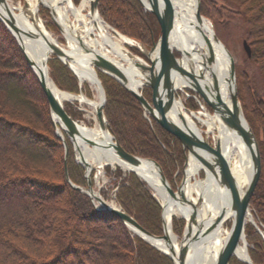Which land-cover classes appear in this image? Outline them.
I'll use <instances>...</instances> for the list:
<instances>
[{
    "label": "trees",
    "instance_id": "obj_1",
    "mask_svg": "<svg viewBox=\"0 0 264 264\" xmlns=\"http://www.w3.org/2000/svg\"><path fill=\"white\" fill-rule=\"evenodd\" d=\"M220 1L225 13L242 19L249 60L264 74V0ZM97 9L106 23L145 48L160 34L156 18L138 0H98ZM199 11L212 21L217 19L212 7L209 11L201 4ZM46 27L56 28L50 22ZM47 66L58 88L77 92V80L64 63L50 57ZM27 71L14 37L0 21V264H173L141 238L131 236L118 217L96 210L84 193L68 184L64 167L77 186L84 185L82 168L73 161L69 145L64 162L46 100L34 98L23 79ZM97 74L105 93L103 115L109 132L124 151L156 161L172 186L186 160L180 142L146 118L137 99L119 82L100 71ZM236 85L260 155V176L249 207L256 223L264 228V93L254 90L246 72H236ZM150 91L147 87L141 90L149 102ZM64 110L74 120L80 117L72 107L64 105ZM112 175L120 180L116 201L121 209L147 232L160 235V207L144 182L132 172L122 177L115 170ZM62 207L67 222L49 218L51 210ZM183 225L181 219L172 218L176 235H181ZM245 231L250 260L264 264L260 235L252 225Z\"/></svg>",
    "mask_w": 264,
    "mask_h": 264
},
{
    "label": "bare ground",
    "instance_id": "obj_2",
    "mask_svg": "<svg viewBox=\"0 0 264 264\" xmlns=\"http://www.w3.org/2000/svg\"><path fill=\"white\" fill-rule=\"evenodd\" d=\"M40 1L41 5H46L53 12L64 32L69 52L82 53L84 48L92 49L115 63L124 73L131 88L139 89L142 86L140 71L134 65L138 59L131 56L124 48V43L132 44V40L110 33L111 29L103 22L99 14L89 12L91 0H80L78 5H74L72 0ZM38 2L39 0H26L24 6H13L8 2L10 12L18 24L26 31L38 34L36 38L22 36L21 46L29 60L32 61L34 72L42 77L56 100L60 103L76 100L90 106L93 110V117L96 119L95 110L102 99L96 71L88 60L81 58L70 62V66L81 82L86 81L94 88L97 99L89 100L83 95L61 91L48 77L44 63L49 55V48L45 40L53 38L38 18ZM169 2L174 9V26L170 42L172 47L179 51L182 66L188 70L193 69L197 76H201L198 83L208 98L213 100L215 95H218L228 109H231L234 82L229 72V60L224 48L212 40L211 23L205 18L198 20L195 17L196 0H169ZM144 3L147 5L146 0ZM184 84L178 77L174 79L176 89L181 90ZM168 115L177 124L190 128L202 137L201 130L196 124V121L199 122L205 129L204 133L214 142H218L224 162L236 183L238 194L241 195L248 183L252 166L249 150L236 131L228 129L217 112L187 113L181 100L177 99L173 102ZM53 119L54 124L59 126L58 133L61 134L62 128L58 118ZM87 140L93 141L94 144H89ZM110 141V134L99 127L97 120L90 127L80 124L78 135L75 136L73 142L76 157L88 164L94 162L101 165L105 162L112 167L119 166L125 169L126 165L116 159L112 149L108 147ZM203 169L194 157H188L184 180L180 186L181 194L190 203L197 204L196 215L201 220L204 219L206 224L214 220L221 212L224 215L206 236L192 243L186 264H215L218 251L229 234L233 217L229 189L221 185L206 169H204V177L197 178L199 170ZM135 171L147 183L151 195L162 207L165 235L177 250L179 240L172 231V218L174 216L187 217L188 208L179 203L180 197L177 192L175 198L167 194L160 182L156 167L150 161H144L143 167ZM107 203L115 206L113 203ZM248 220L251 221L252 217L247 212L245 222ZM145 238L158 249L167 251L162 239ZM247 254L245 238L242 236L235 248L234 257L247 260Z\"/></svg>",
    "mask_w": 264,
    "mask_h": 264
},
{
    "label": "water",
    "instance_id": "obj_3",
    "mask_svg": "<svg viewBox=\"0 0 264 264\" xmlns=\"http://www.w3.org/2000/svg\"><path fill=\"white\" fill-rule=\"evenodd\" d=\"M97 1L91 0L89 2V12H97ZM142 7L151 13L157 20L159 25L160 34L157 40L152 44L151 47L145 49L136 47L140 54L147 60V63L138 59V61L134 64L140 71V76L142 79V86L147 87L151 90V102L147 101L141 94L140 88L133 89L130 87L124 73L120 70V68L110 61L108 58L102 56L101 54L95 52L92 49L84 48L82 53H72L69 52L68 49L60 46L53 39H46V44L49 48V55L46 58V61L52 55L53 57L59 59L62 63H64L70 70L74 72V70L70 66V62L78 61L83 58L88 60L94 69H98L106 75L112 77L117 82H119L124 89L130 92L139 102L141 107L144 110V113L151 117L156 124H158L162 129L170 133L174 138H176L184 151L187 152V159L189 156L194 157L200 165L210 172V174L216 178L221 185H225L230 191L231 197V210L233 212V217L230 222V231L229 234L219 249L215 264H229V260L232 256H234V251L238 243L241 241V237H244V225L246 213L249 209V200L252 196V193L255 189V186L259 180L260 176V155L258 143L255 138V135L248 125L239 100L236 95V86H235V71H234V63L233 59L223 46V44L218 40L217 36L214 32L211 33L212 40L215 43L220 44L229 60V72L230 76L234 82V90L231 96V109L224 104V102L220 99L218 95H215L214 99L208 98V96L203 92L201 87L199 86L198 79L201 76H197L193 69H186L182 66L181 55L178 50L172 47L170 42V38L173 32L174 26V9L169 2V0H146L147 5H145L144 0H138ZM41 3L39 0L38 5ZM49 10V16L51 22L56 26L58 31L64 36V32L61 29L60 25L57 23L53 12L44 5ZM195 17L199 20L204 18L199 11V0H196V9H195ZM206 19V18H205ZM0 21L5 26V28L10 32V34L16 40V43L25 59L27 64L33 70L32 61L29 60L27 55L25 54L24 49L21 46L20 39L21 37H38V34H34L32 32H28L23 29L20 24L14 19L12 16L8 1L0 0ZM64 40L65 36H64ZM67 42V41H66ZM80 45V41H79ZM242 47L245 52L247 58H250V47L246 40L242 41ZM44 66L47 69L46 62ZM34 72V70H33ZM75 73V72H74ZM38 84L46 98V102L51 114L52 121L54 123V117L58 118L59 123L61 124V128L66 136L69 138L71 144L75 140V136L78 135V127L79 124L75 120H73L64 110L62 103H60L52 92L46 87L44 80L42 77L37 75L34 72ZM76 74V73H75ZM77 76V74H76ZM78 77V76H77ZM178 77L185 84L182 86L185 90H190L196 92L199 97L204 101V103L211 109L212 112H217L220 115V118L223 124L231 130L236 131V133L240 136L245 146L248 148L251 159L252 172L249 177L248 183L241 195L238 194L236 183L233 177L230 174V171L224 162V159L221 155L220 146L218 142L210 143L206 137H200L193 130L187 127H183L176 122H174L169 117V111L172 107L173 102L176 100L175 98V90L176 87L174 85V79ZM97 82L99 85L100 93H101V103L95 110V118L99 127L102 130L108 132L106 121L103 115V105L105 102L103 88L99 79L97 78ZM186 112L192 113L188 109L184 108ZM56 135L62 140V146L64 149V162H66L68 147L66 141L63 136L58 133L57 127L55 128ZM111 136V135H110ZM87 142L91 145L94 144L93 141L87 140ZM108 147L112 149L113 155L119 161L123 162L126 165L125 170L133 172L141 179V177L136 173L135 169H140L143 167L144 161H150L157 170L159 179L161 184L164 186L167 194L171 198H175V193L179 194V203L184 207L188 208L189 213L187 217L180 216L185 220L184 228L182 231V235L178 241V248L176 250L175 245L166 237L165 235V227L162 220V212H161V223H162V234L161 235H153L143 229L135 219L123 211L121 208L116 206H111L109 203L104 201L100 196L96 195V193L92 190L90 181H89V173L91 171L90 164L86 162H82L85 171V177L87 180V185L85 188L73 185L70 183L71 187L86 193L92 201H95V209L98 211H104L118 217L131 231L140 236L144 241L149 243L145 237L162 239L165 243V247L167 251H162L157 247L153 246L161 253L166 255L173 264H186V259L188 256V252L190 250V246L193 242L198 239L206 236L213 227L222 219L224 213L221 212L214 220L210 223L206 224L204 219H200L196 215L197 204L194 205L186 200L180 191V186L184 180V173L181 177L179 185L174 191L165 176L162 173L161 168L158 164L146 158H141L139 156L133 155L124 151V149L119 145L116 139L111 136V141L108 144ZM74 150V148H73ZM186 163V162H185ZM202 170L205 175V170ZM65 177L68 180L66 166L64 167ZM143 180V179H141ZM144 181V180H143ZM147 185V183L144 181ZM148 186V185H147ZM246 264H253L247 254V260H241Z\"/></svg>",
    "mask_w": 264,
    "mask_h": 264
},
{
    "label": "rangeland",
    "instance_id": "obj_4",
    "mask_svg": "<svg viewBox=\"0 0 264 264\" xmlns=\"http://www.w3.org/2000/svg\"><path fill=\"white\" fill-rule=\"evenodd\" d=\"M7 1L10 4H12L13 6H17V5L24 6L26 4V0H7ZM79 2H80V0H72V3L74 5H78ZM97 4H98V1H97ZM201 4H203L204 6H208L209 11H211V7L214 10L217 11V19L215 21H212L211 20L210 15L208 17L203 16V15L202 16L204 18H206L211 23L212 30H213L214 34L217 36L218 40L223 44V46L226 48V50L228 51V53L230 54V56L233 59L234 71H235L236 95H237L236 72H246V74L249 76V78L251 80V84H252L254 90L259 95H262L264 93V74L262 72V69L258 65H255L253 62H251L249 60V58H247L246 55H245V52H244L243 47H242V41L243 40H246L245 39L246 27H245L242 19L238 15L230 14V13L228 15L227 13H225V10L223 9V6H222L223 3L220 0H199V9H200V5ZM97 13L99 14L98 9H97ZM99 16H100V14H99ZM38 18L40 19V22L42 23V25L45 28V30L50 33V35L52 36L53 39H55L56 43L59 44L60 46L64 47L65 49H68V43L64 40V36L58 31V29L57 28H55L56 30L54 28L48 29V27H46V25H48L49 22L50 23H52V22H51V19H50V16H49V10L44 5L39 4ZM100 18L111 29L110 30V33L115 34V35L116 34H119V35L125 36L126 38L131 39L132 40V44H125L124 43V48L127 50V52L131 56H133V57H135V58H137V59H139V60L144 61V62L147 63V60L140 54L139 50L136 48V47L141 48L143 46L140 42H138L137 40H135L133 38H130V37H128V36H126V35H124L122 33H120L118 30H116L115 28H113L112 26H110L108 23H106L101 16H100ZM15 43H16V40H15ZM16 45H17V43H16ZM145 49H147V48H145ZM50 57H53V56L50 55ZM49 58H48V60H49ZM23 59H24V57H23ZM47 61H46V66H47ZM24 66H26V68L28 69V71L26 73H24V77H23V79H24V81L26 83L27 88L29 90H31V93H32V95H33L34 98L36 96L38 98H41V99L45 98V96H44V94H43V92H42V90H41V88H40V86L38 84L37 78H36L33 70L27 64V62L25 61V59H24ZM95 71H96V74H97V71H100V70L95 69ZM48 72L49 71H48V66H47V73ZM71 72H72V74L74 75V77L77 80V87H78L77 92H69V91H66V90H63V89L58 88L54 84V82L51 79L49 73H48V77L50 78V80L52 81V83L56 86V88H58L61 91H64V92H67V93H71V94H75V95H83L84 97H86L89 100L90 99L91 100L97 99V93L94 90V88L88 82H86V81L81 82L79 80V78L76 76V74L72 70H71ZM97 78L99 79L98 74H97ZM99 81H100V79H99ZM143 88H145V87L144 86H141L140 92H141V90ZM103 92H104V90H103ZM104 97H105V93H104ZM175 98L177 100H181V102L183 104V107L186 108V109H188L191 112H197V111H208V112H212L211 109L204 103V101L194 91H191L190 92V90H185L183 88L181 90L180 89H176L175 90ZM237 98H238V95H237ZM45 100H46V98H45ZM238 100H239V98H238ZM150 102H151V99H150ZM239 103H240V101H239ZM192 104L195 105L196 107L195 108H191L190 106ZM64 105H67L70 108L72 107L75 111L80 112V117H78L77 119H75V121L78 122L79 125L80 124H83V125H86V126H89L90 127V126H93L95 124L96 119H94V117H93V110H92V108L90 106H87V105H85L83 103H80V102H78L76 100L63 101L62 102L63 108H64ZM240 106H241V104H240ZM47 107H48V105H47ZM48 110H49V108H48ZM102 111H103V108H102ZM243 115H244V113H243ZM144 116L146 118L152 119L151 117H149L145 113H144ZM49 117L51 119V122L53 123L52 118H51L50 111H49ZM105 121H106V119H105ZM196 124L199 127V129L201 130L202 137H206L207 135L204 133V131H205L204 127L199 122H197V121H196ZM53 125H55V124L53 123ZM106 125H107V121H106ZM56 127H57V131H58V129H59L58 124L54 126V133L55 134H56V131H55V128ZM108 133L111 136H113L109 132V130H108ZM61 134H62L64 140L66 141L67 147H68V145L70 147L71 156H72L73 161L76 164H78L79 166H81V168H82V177H83V180H84V185L83 186H79V187L85 188L86 185H87V180H86V177H85V171H86V169L84 168V166L82 164V161H80L76 157L75 149L73 150L74 146L71 144L69 138L66 136V134L63 132L62 129H61ZM207 138H208V141L210 143H213L214 144V141H213V139L210 136H207ZM61 143H62V140H61ZM63 153H64V149H63ZM67 155H68V152H67ZM136 156H138V155H136ZM139 157H141V156H139ZM141 158H145V157H141ZM146 159H151V158H146ZM151 160H153V159H151ZM185 162H187V152H186V160H185ZM185 162L183 163L182 168H181V171L179 172V174L176 177H173L174 179H172V182H171V183H173L172 186L170 185V183L168 182V180L165 178L167 180V182L169 183L170 187L174 191L176 190L177 186L179 185V182L181 180V177H182V175L184 173V170H185V167H186V163ZM90 166H91V171L89 173V181H90V185H91L92 190L96 193V195L100 196L104 201L113 203L116 207L121 208L120 205L116 201V191H117V188H118V186L120 184L119 183L120 180L119 179H116L112 175V173L115 170H119L122 173V177H123L127 173H130V171H127L124 168H121L119 166L112 167L110 164L105 163V162H102L101 165L92 162V163H90ZM158 166L160 167L159 164H158ZM64 175H65V173H64ZM174 176H175V174H174ZM196 177L197 178H203L204 177L203 171L202 170H199L198 175H196ZM68 180H69V178H68ZM70 183L73 184L69 180L68 184L70 185ZM73 185H75V184H73ZM145 186L150 191L149 187L146 184H145ZM80 192H82V191H80ZM82 193H84V192H82ZM84 194L90 199V197L86 193H84ZM90 201L93 204V206L95 207V205H94V202L95 201H92V199H90ZM155 201L158 203L157 200H155ZM158 205L160 207V218H161L162 207L160 206L159 203H158ZM248 213L251 215L252 220L251 221L248 220L247 222H245V225H244V238H245V242H246L247 252H248V249L251 247L249 245V243L247 242V240H246V231H245V229H246V227L248 225H252L253 226L254 230L257 231V233L260 235V237L262 239V242L264 243V228L261 227L259 224L256 223V221L254 219V216H253V214L251 212L250 207L248 209ZM52 216H54L56 218V222H59V223L60 222H67L68 221L67 220V214H66V212L64 210V207H62L61 209H53V210H51L50 211L49 218L51 219ZM174 218L175 219H181L183 221V223L185 224V220L182 217H180V216H176L175 217L174 216ZM46 220L48 221V219H46ZM228 224L229 223H227V225ZM126 228L131 232V236L136 235L137 237L141 238L140 236H138L137 234H135L133 231H131L127 226H126ZM161 228H162V224H161ZM183 228H184V225H183ZM182 231H183V229H182ZM45 233L46 234L44 236H45V238H47V236H48L47 231ZM161 234H162V232H161ZM174 235L179 240L180 237H181V235H182V233L179 236L176 235L175 233H174ZM144 242H146V241H144ZM147 244L150 245L149 243H147ZM151 247H153V246H151ZM154 249H156V248H154ZM230 260H232V264H235L236 262L241 263V264H246V263L242 262L240 259H238V258H236L234 256H232L230 258Z\"/></svg>",
    "mask_w": 264,
    "mask_h": 264
}]
</instances>
